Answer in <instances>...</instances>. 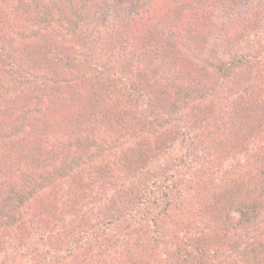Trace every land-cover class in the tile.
Instances as JSON below:
<instances>
[{
  "label": "trees",
  "instance_id": "trees-1",
  "mask_svg": "<svg viewBox=\"0 0 264 264\" xmlns=\"http://www.w3.org/2000/svg\"><path fill=\"white\" fill-rule=\"evenodd\" d=\"M42 1L0 0L71 36L16 44L0 12V226L19 234L0 243V264H213L225 248L233 264H264V71L249 50L263 10L226 24L217 0ZM212 37L226 55L207 72L182 48L200 53ZM219 85L222 103L207 104ZM164 114L183 131L163 128ZM99 125L158 133L115 171L96 167L92 203L75 175L58 195L52 181L72 174Z\"/></svg>",
  "mask_w": 264,
  "mask_h": 264
},
{
  "label": "rangeland",
  "instance_id": "rangeland-1",
  "mask_svg": "<svg viewBox=\"0 0 264 264\" xmlns=\"http://www.w3.org/2000/svg\"><path fill=\"white\" fill-rule=\"evenodd\" d=\"M49 1L50 0H43L42 2L46 4ZM0 9H1L0 12L3 14L1 17L8 19L7 22L8 27H6L5 30L13 35V39L16 44H23V45L28 43L33 44L34 42H37L39 40L53 41V42L55 41L59 43L60 42L59 40L62 39L60 38V35L64 36L65 38L71 37L67 35L64 29L59 28L57 23H54L53 25L51 24L52 25V26L50 25L51 27L45 25V27L42 28V26L38 27L32 24L33 22L31 20H24L23 17L22 19H20L17 14H14L15 12L8 10V8L4 5H1ZM213 9H214L213 19L216 22L229 24L233 22L234 19L236 20V18L239 16L242 17L247 14H253L256 17L259 15L260 11L263 10L264 12V0H217V4L214 6ZM193 46H194L193 43H190V45H188L187 48H182L183 49L182 51L186 53V56L188 58L196 59L198 63L207 72L212 71V63L215 62L216 58H218L221 55H222L221 57H225L224 55H226L224 52L223 53L221 52L222 45L219 42L218 37L215 38L212 37L210 41L206 42L204 49L200 53L195 52ZM249 47L252 46L250 45ZM249 50L251 54L255 55L253 58L254 60L256 59V61L258 62L257 66L264 71V38L260 42H256V49L249 48ZM257 55L259 56L258 59L256 58ZM1 82L5 85L6 81H1ZM221 85H219L220 87L218 88V90L214 92L213 96L210 95L207 97L206 100L207 104H214L215 102H217L218 104L219 101L220 103H222L221 90L223 87ZM26 93H31V92L26 91ZM24 95H25V91L22 93L20 92V89H17V91L11 97L13 98L14 101L16 99L23 100ZM32 99H34V97H32ZM181 111H182L181 113L185 112V110L183 109ZM178 115H180V113L177 114L176 116ZM163 117L165 119L163 122V128H165L166 130L179 129V131H183V126L178 120H172L171 117L168 118L166 114H164ZM94 131L95 132L93 133V136L96 145H91V147L88 150L87 149L78 150V153L81 155V157L78 160L77 166L74 168L72 174L63 177L58 176L59 178L57 181L56 180L52 181V185H53L52 189H56L58 195L60 196L62 195L63 190L66 186L67 179L70 178L72 175H75L76 177H79L82 183L84 184V189H85L84 202L92 203L95 199H98L100 197L101 186L95 181L97 174L96 167L98 168V170L104 168L105 171L106 170L107 171L109 170L111 172L115 171L116 169L115 165L117 163V159L123 151L132 147L140 139L149 138L150 140H152L153 138H155L154 136L158 133L155 129H152L150 132L149 131L141 132L137 129L134 135L117 137V135L114 134L112 131H110L107 127L105 126L100 127V125L97 126V129ZM225 169L229 171L231 167H227ZM234 171H237V169H235ZM182 172L183 169L178 170L175 173L176 177L181 178L182 176H184L187 178L188 175H183ZM174 193H176L175 190L172 192L171 195L176 196ZM0 194H2V190ZM11 203L12 201L5 204L6 207L5 210L6 211L10 210L14 214L15 213L18 214L17 209H15V207ZM20 216L22 217L23 219L22 221H24V223H30L28 222V220L30 219L29 214L24 212L21 213ZM262 217L264 218V213ZM15 226L16 224H13V227H10L8 225L7 227L0 226L1 245L6 246L7 245L6 243H8L9 241L10 243H13L17 240L16 237H18L19 234L15 233L16 230ZM251 235L256 236L257 234L255 231H253ZM13 247L14 246H12V249L16 250V248ZM8 248L9 246L6 249ZM224 250H225L224 255L221 256L218 260H216L213 264L234 263V261L237 258L236 254L230 252L228 248H225Z\"/></svg>",
  "mask_w": 264,
  "mask_h": 264
}]
</instances>
